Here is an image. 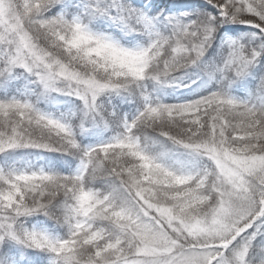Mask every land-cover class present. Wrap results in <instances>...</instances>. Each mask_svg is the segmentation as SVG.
I'll use <instances>...</instances> for the list:
<instances>
[{
    "label": "snow or ice",
    "instance_id": "obj_1",
    "mask_svg": "<svg viewBox=\"0 0 264 264\" xmlns=\"http://www.w3.org/2000/svg\"><path fill=\"white\" fill-rule=\"evenodd\" d=\"M62 2L0 0V75L22 68L46 90L78 97L89 112L102 94L138 89L144 106L113 140L83 147L69 124L31 102L0 100V153L29 148L80 161L73 174L0 170V264H43L40 252L49 254L50 264H247L259 229L232 246L258 221L264 225V77L259 103L226 91L163 103L146 94L143 82H174L226 24L257 30L246 42L227 41L222 71L248 75L264 57V0H208L217 15L165 17L167 34L156 28L159 17L120 7L114 20L136 30L129 23L135 20L151 37L139 48L93 32L79 17L47 15ZM85 7L90 18L108 15L99 0ZM146 130L209 164L196 171L168 164L166 152L151 150ZM97 179L108 181L109 189L91 187ZM36 214L67 225V237L24 227L22 218ZM9 241L38 252L21 251L17 261Z\"/></svg>",
    "mask_w": 264,
    "mask_h": 264
},
{
    "label": "rangeland",
    "instance_id": "obj_2",
    "mask_svg": "<svg viewBox=\"0 0 264 264\" xmlns=\"http://www.w3.org/2000/svg\"><path fill=\"white\" fill-rule=\"evenodd\" d=\"M65 0H63L64 2ZM82 2H78V5H74L75 8H65L64 3H60L55 5L50 9L47 13L48 16H56V15H65L67 18L71 19L74 17L81 18L84 23L88 25V27L97 34H102L111 37L114 41L120 43L124 47L128 48H139L145 47L151 42V37L147 31H145L142 25L136 24L135 20L130 21L129 23L136 30H131L130 28L125 27L123 24L117 22L112 17L118 15V9L120 7H131L133 9H137L142 11L146 16L150 18L159 17L161 22L156 23V28L165 34H167L171 25L167 24V21L164 19L168 16H180L181 14H190L189 16H185L184 19L187 20L189 18H195L196 13L200 12H209L212 15H217L216 11L210 6H206L204 2L200 3L197 9H189L186 11L182 10H165L161 2L155 1L153 10L149 9V5L146 4L144 0H99V4L101 7L108 9V15H97L93 18H90L87 14L86 5H95L97 0H81ZM204 1V0H199ZM208 1V0H205ZM159 4V5H158ZM70 9V10H69ZM161 13L163 15L161 16ZM227 25V24H226ZM223 25L214 35L212 40H218L220 43L219 51L217 54L209 59L212 60L211 65H207V70L205 69L203 73L205 74H195V77L191 82L198 83L201 87L205 89H209V93L218 92V91H226L231 97L239 100L248 102L249 95L244 90L240 88V85H244L245 80L244 77H235L234 73H229L226 71H222L224 67L225 60L229 53V48L227 41L230 39H240L245 38V42L251 33L244 35L245 29H250L252 26L244 27L241 30H244L243 33L233 34L232 31H229V27H225ZM120 30V31H119ZM120 35V36H118ZM256 41H258L256 43ZM259 44V39H255L252 41V45L255 47ZM208 64V63H207ZM256 67H260L262 70V77H264V57L260 58V61L255 64ZM3 69V63L0 61V71ZM211 80H214V82ZM22 81V82H21ZM261 80H259L260 82ZM21 82V83H20ZM14 85V86H13ZM259 83L256 85L257 89L254 97L256 99L253 103L261 102V97H257L260 95L259 91ZM10 87V88H9ZM200 87V88H201ZM9 88V90H8ZM254 90V91H255ZM61 96H60V95ZM110 93L102 94L97 99V108H102V111H106L110 114L107 122L105 123L106 132L101 135H98L96 139L87 138L85 142L81 146L83 147H91L96 146L102 143L109 142L113 140L117 135L123 132V121L128 120L131 121L136 117V115L143 109H137L135 113L132 115H128V113L119 112L117 110L103 109L105 106L106 97L109 96ZM151 98V94L147 93ZM208 94H205L208 95ZM203 97V96H201ZM199 97V98H201ZM16 98L19 100H27L31 102L34 107H36L39 111L48 114L56 119H60L61 121L69 124L75 135L77 136V127L72 121V116L70 115V111L73 113L77 112V103L79 102V106L82 107L83 113L86 114L88 112L87 107L84 102L74 95H67L63 92H56L51 90H46L42 84L39 83L38 79L33 76L31 73H28L26 70L22 68H17L15 71L9 76L8 74L0 75V100L4 99H12ZM195 98V99H199ZM153 99V98H152ZM193 99V100H195ZM158 100L160 102L166 103L162 99H153ZM190 100H180L173 103H182ZM172 104V103H169ZM62 107H65V110H62ZM152 130H146V132ZM27 148H19L7 150L5 152L0 153V170L5 172L8 171H34L43 169L45 171L59 173V174H73L79 168V157L73 161V164H70L69 168L65 170L60 164L48 165L39 160L38 156H35L33 160L28 156ZM151 150L159 153L163 151H159L151 147ZM22 153L19 155V153ZM42 152L38 153L41 154ZM168 164L182 168L184 171H196L201 169L209 164L205 158L200 157L197 154L192 153V155L188 159L174 158L168 156L166 161ZM90 186L101 191H107L110 187V183L106 180L98 182V179L90 182ZM24 227L28 229H34L39 232H45L52 237L55 238H65L68 235V226L64 224H58L54 221L53 224H48L47 221L43 218H36L33 220H27L24 223ZM255 240L252 241V246L249 250V253L246 257L247 264H264V225H260L259 221L253 228L248 229V231L243 235V237L238 238L236 242L233 244V248H237L239 245L243 243L244 238L248 237L251 233L257 232ZM16 243L15 241H12ZM9 241L8 243H12ZM259 242V243H257ZM19 245V244H18ZM1 249V248H0ZM38 251V250H37ZM46 259L50 262V256L48 253H45ZM231 254V249H230ZM14 255V254H13ZM15 256V255H14ZM18 261V260H17Z\"/></svg>",
    "mask_w": 264,
    "mask_h": 264
},
{
    "label": "trees",
    "instance_id": "obj_3",
    "mask_svg": "<svg viewBox=\"0 0 264 264\" xmlns=\"http://www.w3.org/2000/svg\"><path fill=\"white\" fill-rule=\"evenodd\" d=\"M146 1V4H148L149 9L153 10V5L156 0H144ZM78 2H82L81 0H65L63 3L66 6L65 8H75L74 5H78ZM157 2H161L165 10H172L175 12V10H182L186 11L189 9H197L199 4L203 1L199 0H157ZM74 4V5H73ZM206 6H210V8H213L216 13H218V10L213 7L212 4H209L208 2H204ZM159 5V4H158ZM70 10V9H69ZM248 24H227L224 26L229 27V31H232L233 34H237V36L240 33H243L244 30H241L244 27H248ZM251 26V25H250ZM242 27V28H241ZM244 35L248 33H255L257 30L253 27H250V29H245ZM120 31V30H119ZM120 36V35H118ZM258 41H256L257 43ZM220 43L218 40H212L210 45L208 46L205 55L201 58V60L196 64L192 65L187 69H184L178 73L175 74V81L170 82L167 84H158L154 81L147 80L143 82L144 90L146 91V94H151L153 99H162L166 103H173L180 100H193L195 98H199L201 96H205V94L209 93V89H205L201 87L198 83L191 82L193 78L195 77V74H205L203 73L204 70H207V65H211L212 60L209 61V59L213 58L217 52L219 51ZM208 63V64H207ZM205 68V69H204ZM203 70V72H202ZM262 70L256 65L252 66L249 69V74L244 77L245 83L244 85H240V88L243 89V92H246V94H250L248 102L253 103L256 97H254L255 92L257 88L256 85L260 82L262 78ZM214 82V80H211ZM22 82V81H21ZM20 82V83H21ZM14 86V85H13ZM201 87V88H200ZM10 88V87H9ZM8 88V90H9ZM255 90V91H254ZM60 95V94H59ZM61 96V95H60ZM261 97V96H257ZM107 99L105 100V106L103 109H110L117 110L119 112L128 113V115H132L133 112L137 109H140L144 106V100L143 97L140 95V90L138 89L136 93L129 94V93H110ZM79 102L77 103V112L73 113L70 111V115L72 116V121L77 127V141L82 145L83 142L91 139H96L98 135L103 134L106 131L105 123L107 122L110 114H108L106 111H102V108H97L94 112H86L83 113L82 107L79 106ZM65 107H62V110H65ZM111 117V116H110ZM149 137L152 138V141L154 143L151 144V147H153L156 150L166 152L168 156L174 157V158H181V159H188L192 153L184 150L176 145H173L170 141L165 140L163 137H160L157 133L153 131L146 132ZM26 151H28V155L31 160L35 156H38L39 160H41L43 163L48 165L53 164H60L65 170H67L70 166V164H73V161L77 158L76 155L72 154H65V153H59V152H49L44 150H37V149H29L27 148ZM42 152L41 154H38ZM23 153V152H22ZM22 153L20 152L19 155ZM104 179H98V182L103 181ZM36 218H43L47 221L48 224H53L55 220L51 219L48 216H45L43 214H36L33 216H28L25 218H22L23 224L27 222V220H33ZM56 222V221H55ZM12 242V241H11ZM259 243V242H257ZM8 248L15 249V252L13 253L15 255V258L19 261L20 256L19 253L21 251L24 252L25 255L30 253L38 252L35 249H23L21 245H18L17 243H8L6 245ZM4 251L3 248L0 249V253ZM40 256L43 257V264H50V262L46 259L45 253L40 252Z\"/></svg>",
    "mask_w": 264,
    "mask_h": 264
},
{
    "label": "water",
    "instance_id": "obj_4",
    "mask_svg": "<svg viewBox=\"0 0 264 264\" xmlns=\"http://www.w3.org/2000/svg\"><path fill=\"white\" fill-rule=\"evenodd\" d=\"M204 2H206L205 0H204ZM207 3V2H206Z\"/></svg>",
    "mask_w": 264,
    "mask_h": 264
}]
</instances>
